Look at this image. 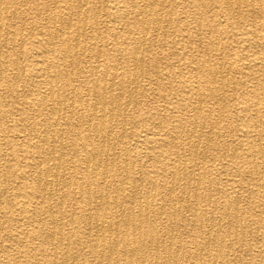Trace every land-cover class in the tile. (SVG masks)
<instances>
[{
    "label": "bare ground",
    "instance_id": "6f19581e",
    "mask_svg": "<svg viewBox=\"0 0 264 264\" xmlns=\"http://www.w3.org/2000/svg\"><path fill=\"white\" fill-rule=\"evenodd\" d=\"M140 1H112L105 8L109 14V20H106L101 19V10L97 6L89 7L90 0H64L65 13L63 18L60 15V27L41 30L37 39H34L36 36L32 32L29 36L35 60L30 74L39 76L37 83L44 87L41 93L27 100L16 92L14 83L6 85L5 80L4 85L0 79V105L9 98L15 112L29 122L18 127L12 123V112L2 113L0 109V122L5 118L10 119L9 124L0 126V159L6 160L1 143H7L12 150L22 152L21 157L30 167V173L24 170L16 175L13 173L16 164H11V159H7L5 168L0 170V178L6 180V176H9L19 179L22 187L19 191H23L29 199L40 198L38 206L47 214V240L41 249L45 257L42 263L38 259L29 262L264 264V251L255 249L257 245L264 244V209L257 218H253L255 212L252 205L257 200H251V195L255 193L258 199H264V76L254 83L246 82L257 70H264V0H212L221 5L220 11L224 14L241 15V9L245 8L249 15L239 23L242 32L231 35L215 16L206 20L201 12L197 13V41L207 55L220 56V40L230 36L231 46L252 50L246 58L249 62L240 64L241 59H235L236 55L230 47L225 48V56H221L220 61L214 64L206 61L195 68L200 79L196 80L192 75L182 82L189 87L191 97L196 99L195 103L183 104L184 108L191 107L193 119L187 121V118L178 116L175 110H168L166 119H177L180 126L176 127L177 131L165 132L163 138L149 139L152 144L148 153L153 158L154 169L142 173L140 169L133 168L136 157L132 154L133 150L129 151L125 146L129 131L127 124L133 123L125 112L132 106L138 107L135 98L138 80L140 72L146 71L140 59V49L148 40L150 27L146 17L154 14L156 6L163 4L164 0ZM27 3V0H0V42L5 48L8 46L11 52L17 42V33L10 22L5 25L4 21L8 20L11 9L15 12L16 8ZM51 3L52 11L59 9L54 0ZM223 3L226 5L223 6ZM45 8L49 7L46 5ZM140 10L143 16L131 24L130 12L141 15ZM159 19L158 15L155 16L154 23L158 25ZM115 22L126 27L122 35L111 32L107 39L112 45H116L119 38L127 41V46L121 48L126 64L121 70L113 64L111 56L101 54L102 49L95 42L90 43L89 47L81 46L87 29H90V36L86 40L90 41L94 36L99 38L98 29L102 24L109 29L110 23ZM155 27V30L158 29ZM155 40L153 42H157ZM9 51L4 53L7 58ZM79 56L87 59L84 70L79 68ZM7 65L13 66L16 71L20 69L17 59H0V75ZM66 68H70L69 73L64 70ZM223 68L241 73L244 78L242 84L250 89L248 94L234 100L233 118L246 122L245 129L233 127L231 121L223 122L225 106L221 102L228 85L223 78L215 81V75ZM81 73L85 74L81 80L83 84L74 83ZM1 86H6L7 90H1ZM204 98L210 101L206 110ZM67 112H76L78 120L71 123ZM36 119L40 127L34 123ZM137 120L148 124V118L144 115ZM255 120L258 121V130H254ZM160 121L162 119L159 117L157 124ZM61 123L66 128H62ZM184 124H187L191 142L186 139ZM205 127L210 136L206 137L204 144L220 151L218 159L227 160L228 151L232 162L245 159L243 169L235 171L241 177L238 179L239 190H242V178L249 181L248 185L251 186L247 187L248 195L245 198L249 200L248 208L241 207V192L231 195L235 191L233 184H220L215 171L206 169L203 162L195 160L201 145L200 129ZM64 134L68 135L67 141H58ZM147 134L143 136L145 139ZM21 135L23 140L18 142L16 137ZM223 135L232 137L233 146L223 148L225 145L219 141ZM171 136L178 141V145L183 146L176 145L178 148L172 150ZM196 137L199 140L194 139ZM67 159L70 162L67 163ZM70 172L73 176L67 181ZM4 190L0 189V195ZM65 222L71 227L68 231L64 228Z\"/></svg>",
    "mask_w": 264,
    "mask_h": 264
},
{
    "label": "rangeland",
    "instance_id": "374dc122",
    "mask_svg": "<svg viewBox=\"0 0 264 264\" xmlns=\"http://www.w3.org/2000/svg\"><path fill=\"white\" fill-rule=\"evenodd\" d=\"M27 1L28 3L25 4V6H19L18 9L16 8L15 12H13V9H11L12 12L7 17L9 21L8 20L4 21L5 25H8V23L10 22L13 26L12 29L17 33L16 36L17 42L16 45L14 46L13 52L9 51V48H7L8 46L5 48L0 42V55H2L0 56L1 61L5 59L6 60L8 59L10 61H12L13 58L17 59L18 66L20 69L19 71H16L14 70L13 66L7 65L5 66L6 69L5 68L2 69V74L0 75V79L2 80L1 83L4 85H5L4 83L5 80H6V85L14 83L15 84L14 89L16 88L15 89L16 92L21 95H24L27 98V100H30V98H33L36 93L37 94H39V92L41 93L44 87L40 86L37 83V81H40V78L37 74L33 76H31L32 74H30V70L35 60L32 57L33 54L30 49L29 36H31V34L33 33L34 36H36L34 39H37V37L39 36L38 34L40 33L41 30L45 31V29L51 30L53 28L60 27L61 25L60 23L62 22L60 15H62L63 18L65 10H64V0H54L56 4L59 6V9L56 11L54 10L52 11L51 9L52 8L51 0H27ZM112 1L114 0H98V1L90 0L89 7L97 6L101 10V14H100L101 19L106 18V20H109L108 17L109 14L108 12H106L107 10L105 8L110 4H112ZM166 1L164 0L162 2L163 4L156 6V10L154 14L150 13L146 17V19L150 22V27L148 29V40L144 43V45L140 49V59L142 58L141 60L143 61V62L141 61V65L143 66L144 69H146V71H143L144 73L142 74L140 72L141 77L138 80V91L136 92V97H135L138 102V107L132 106L128 108V110H126L125 112V114H127V118L133 121V123L129 122V124H127L128 130L130 132L128 131L126 134L125 146L127 150L129 151L133 150L132 154L136 157L134 158L132 164L133 168L140 169L141 173L144 170L147 171L149 169H154L153 158L148 153L149 150L148 148L152 144L149 142L150 141L149 139L163 138L165 137L166 133H170V131H173V129L177 131L178 128L176 127L180 126V123L177 121V119L174 118L169 120L166 119L165 116L167 115L166 113H168V110L169 109L175 110V113H177L178 116L181 115L184 118H187V121H189V119H193V111L191 107L186 106L184 108L183 104L189 105L190 103L193 102L195 103L196 99L191 97L192 95L189 93L188 90L189 87H187V85L183 84L182 82H184L185 79H188L193 76H195L194 78L196 80H199L200 78L196 75L197 71L195 70V68L204 65L206 61H208V63L210 64H214L218 60L220 61L221 56H225V52H226L225 48L231 47L232 48L231 52L236 55L234 56L235 59L237 60L240 58L241 61L239 63L244 65L249 62V59L246 58L247 56H250L252 53L250 52L252 50H249L248 48L245 50H241L240 48L235 47L234 45L231 46L230 36H228V39L220 40V42H222L220 44L222 46L220 56L215 54L207 55L202 45L197 41L199 38L198 37L199 34L196 30L198 24L197 13L201 12L203 14L204 19L206 20L213 19L214 18L213 16H215V18H218L217 20H220L221 23L223 22L222 26L227 31L228 35L229 33L231 35V33L242 32L243 28L238 27L239 23H241L244 18H248L249 16L247 12L244 10L245 8L241 9L240 11L242 13L241 15L235 13L230 15L228 13L224 14V12H221L220 11L222 9L221 5L212 0H166ZM226 1L228 0H224V2ZM96 2H98V4ZM46 5L49 8L46 9L45 8ZM222 5L223 6L226 5V3L225 4L223 3ZM255 7L258 6L256 5ZM141 13L142 11L140 10V14ZM157 15L158 18H160L159 19L160 24L158 23V25L155 24L153 21L154 17ZM142 16H143L142 14L139 15L135 11L130 12L129 20L131 24H133L138 20V18H141ZM58 19H60V21H58ZM166 20L170 22L167 23ZM234 25H236L235 26L236 28L233 27ZM104 26L105 25L102 24L98 29L99 38H97L98 36H94V38L90 39V41L86 40V38L90 36V29H87L85 31V36L82 37L81 39L82 40L81 46L89 47L90 43L95 42L99 47H101L100 48L102 49L101 54L104 57L106 56V54L111 56L113 64L116 65V68L121 70L126 65L124 61L125 58H123L122 55L121 48L127 46V41H125L126 39L119 38L117 39V42L115 41L116 45H114L115 43L112 45V43L107 39H109L108 37L111 32H115L122 35L123 31L126 30V27L125 25L118 22L110 23L108 27L109 29H107L106 26L104 28ZM155 26H157L159 30L158 29L155 30L156 28ZM42 37L45 39V36ZM154 37H156V40ZM154 40L157 42H153ZM85 42H89V43L85 44ZM18 46H20V48H18ZM19 49L20 51H18ZM8 51H9V55L7 58L5 54H7ZM87 52H89V49ZM48 58H50L49 55ZM78 60H79V68L81 70H84L85 66L88 64L87 59L84 60V57L79 56ZM69 69L70 68H66L64 70L69 73L70 71ZM156 70L158 71L157 74H156ZM225 74L228 77L227 76L225 77ZM15 75L17 78L15 77ZM84 75H85L84 73H81L80 76L76 77L74 83L83 84L81 80L82 77L84 78ZM262 75L264 76V70L263 71L257 70L255 74L251 76L250 79H247L246 81L247 84L254 83L258 78H261ZM222 78L223 80L226 81L228 85L225 88V90L227 91L224 90V94H225L224 100L221 102L225 106V111L223 112V116H222L223 122L225 123V121H229V122L231 121L233 122L231 124L233 127L245 129L247 128L246 122L239 121L233 118V116L235 115L234 100L236 98H241L246 94H248L250 89L246 86V84H242V80H244V78L241 73H237L235 70L233 71L223 68L220 73H217V75H215V81L219 82ZM29 81L31 83H29ZM160 84L162 85V87L160 86ZM1 90L6 91L7 87L1 86ZM162 92L164 95H162ZM181 99H183L182 102ZM209 102L210 101H208L207 98H204L203 105L205 110L206 108L208 109L207 106L210 105ZM0 109L3 111L2 113H4V111H11L12 112L11 115L13 116L12 123H14L18 127L27 125L29 123L26 119L24 120L23 118H21L22 115L18 114V112H15V110L12 108V102H10L9 98H6L1 103ZM67 113L68 115H70L71 123L75 120H78V114L76 112L74 113L67 112ZM140 115H144L148 118V124H144L137 120ZM156 117H158V119H156ZM159 117L162 119V121H160L162 125L158 127V125L160 124V123L157 124ZM132 119H136V120H132ZM9 123H10V119L5 118L4 121L0 122V126L7 125ZM34 123H36L37 126L39 125V127L41 125L38 119L34 120ZM253 123L256 124V128L254 130H258L259 129L257 125L258 121L255 120V122ZM186 125L185 124L183 125L184 128L183 130L186 131L185 134L186 139L189 140L187 141L191 142L192 139L188 134ZM61 127L66 128V126H64L63 123H61ZM200 130H202L201 135H199L200 140L198 139V137L194 138V139H198L201 144L198 147V156L195 157V160L197 162H203L204 165L206 166V169H212V171H215L217 175H219L220 184L222 185L224 183H226L227 185L230 183L233 184V190H235L236 192L235 191L232 192L231 195L241 192L243 195L241 207L248 208L249 204L247 202L249 200L248 198L247 199L245 198L248 195L247 187H251V186L248 185L249 181L247 182L245 178H242V187H241L242 190H239L238 179H241V177L237 175L235 171V169H243L244 164L246 162L245 159L242 158L236 160L235 162L233 160L232 162L229 151L226 153L228 156L227 160L218 159L217 157L220 151L213 148L214 146H208L204 144V140L206 139V137L210 136L208 128L205 127ZM255 132L256 131L252 132V134H254ZM146 134L148 139L147 138L145 139L143 137ZM26 136L27 138L30 139L33 138V136H29V135ZM16 138L18 142H21V140H23L22 135ZM67 138L68 135L64 134L62 138H59L57 140L58 141L61 140L63 143H65L67 141ZM169 139L171 140L170 146L171 145L173 146L172 150L175 148L177 149L178 148L177 146L179 147L183 146V145L182 146L178 145V141L176 142L173 136H171V138ZM219 141L226 146V147L223 146L224 149L228 148L229 147L228 145L233 146L232 137L230 136L223 135ZM135 143H137V146L136 145L134 146ZM1 144L4 153H6V160L11 159L10 163L16 164V168L14 169L13 173L19 175L24 170L29 172L30 167L26 166V162L21 157L22 154L21 151L17 149L12 150V148L7 143L2 142ZM184 146L187 147L186 145ZM135 147H137V149ZM10 154H12V158ZM6 160L0 159V170L5 168L4 164L6 163L5 162ZM68 162H70L69 159H67V163ZM212 165L213 167H211ZM71 176H73L72 172L68 174L66 180L67 181L70 180ZM6 178H7L6 180L4 177L3 180L2 178H0L1 180L0 189L3 188L5 189L4 192L0 195V264H31V262L29 261H31L32 259H38L40 263H42L43 262L42 259L45 257V252L42 251L41 249L44 246L43 244H45L44 242L47 240L48 227L45 225L47 221V214L45 213L44 210H42L38 206V203L40 204V198L35 197L29 199V197H27L26 194L23 193V191L22 192L19 191L22 189L21 181L19 179L10 178L9 176H6ZM234 180L237 181L234 182ZM2 181L3 183L5 181L4 185ZM190 188L192 189V187ZM251 196H252L251 198L252 201L257 200V202L252 205L255 212L253 218H257L260 215V211L264 209V205H263L264 199L263 201H261L260 198L258 199L257 198L258 195L256 193ZM64 224H65L64 228L67 231L68 229H71L70 225H68V222H65ZM186 239H189V237H186ZM247 239L249 240L250 238L247 237ZM255 249L264 251V244L257 245Z\"/></svg>",
    "mask_w": 264,
    "mask_h": 264
}]
</instances>
